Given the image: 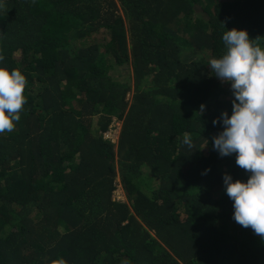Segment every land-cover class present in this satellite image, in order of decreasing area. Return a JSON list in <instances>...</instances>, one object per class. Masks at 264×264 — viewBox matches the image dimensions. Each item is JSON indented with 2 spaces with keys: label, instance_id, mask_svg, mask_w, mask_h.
<instances>
[{
  "label": "trees",
  "instance_id": "obj_1",
  "mask_svg": "<svg viewBox=\"0 0 264 264\" xmlns=\"http://www.w3.org/2000/svg\"><path fill=\"white\" fill-rule=\"evenodd\" d=\"M234 28L264 48V0H0V67L27 80L0 264H264L223 185L249 174L212 147L233 96L208 64Z\"/></svg>",
  "mask_w": 264,
  "mask_h": 264
},
{
  "label": "clouds",
  "instance_id": "obj_2",
  "mask_svg": "<svg viewBox=\"0 0 264 264\" xmlns=\"http://www.w3.org/2000/svg\"><path fill=\"white\" fill-rule=\"evenodd\" d=\"M222 40L225 54L211 59L208 66L219 81L230 85L232 113L222 112L212 121L214 127L223 129L213 136L212 147L221 158L235 155L236 165L249 174L246 181H234L231 175L224 174L223 185L233 202L234 222L264 238V48L256 46L246 30H226ZM26 84L20 70L10 72L0 67V134L11 133L20 122V112L27 102ZM205 110L206 106L201 105L200 113ZM120 128L121 124L113 123L106 138L117 143ZM182 144L193 148L189 133L184 134ZM210 171L206 169L203 174ZM119 191L123 194L120 186L114 194ZM114 198L117 200L115 195ZM52 264L66 261L60 259Z\"/></svg>",
  "mask_w": 264,
  "mask_h": 264
},
{
  "label": "rangeland",
  "instance_id": "obj_3",
  "mask_svg": "<svg viewBox=\"0 0 264 264\" xmlns=\"http://www.w3.org/2000/svg\"><path fill=\"white\" fill-rule=\"evenodd\" d=\"M114 195L117 198V200L119 199L118 201H122V200L124 201V197L122 196L123 194H121L120 191L116 192Z\"/></svg>",
  "mask_w": 264,
  "mask_h": 264
}]
</instances>
